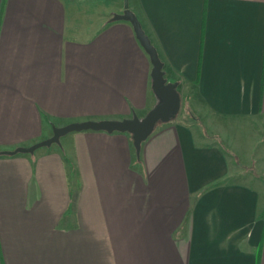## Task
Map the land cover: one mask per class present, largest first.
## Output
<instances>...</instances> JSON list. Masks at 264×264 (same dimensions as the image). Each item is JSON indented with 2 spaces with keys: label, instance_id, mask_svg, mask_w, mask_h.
<instances>
[{
  "label": "crops",
  "instance_id": "obj_1",
  "mask_svg": "<svg viewBox=\"0 0 264 264\" xmlns=\"http://www.w3.org/2000/svg\"><path fill=\"white\" fill-rule=\"evenodd\" d=\"M79 5L0 0V152L161 102L133 26ZM129 8L191 110L157 126L140 161L130 134L94 131L0 156V264H264V187L239 181V147L206 130L264 121V0Z\"/></svg>",
  "mask_w": 264,
  "mask_h": 264
},
{
  "label": "water",
  "instance_id": "obj_2",
  "mask_svg": "<svg viewBox=\"0 0 264 264\" xmlns=\"http://www.w3.org/2000/svg\"><path fill=\"white\" fill-rule=\"evenodd\" d=\"M114 22H129L134 29L137 40L149 55L153 65L152 81L153 89L161 102L144 118L134 116L132 119L123 121H86L72 123L65 127L55 128L53 136L31 147H20L14 151L2 152L6 156L17 154H34L41 148L60 145L61 139L71 133L86 131L112 133H128L132 136L136 155L140 158L143 143L154 133L158 124H167L175 120L181 110L182 99L178 91V83H168L165 78L164 64L161 61L157 49L146 35L136 15L129 8V0H125L123 14H116L112 18Z\"/></svg>",
  "mask_w": 264,
  "mask_h": 264
},
{
  "label": "rangeland",
  "instance_id": "obj_3",
  "mask_svg": "<svg viewBox=\"0 0 264 264\" xmlns=\"http://www.w3.org/2000/svg\"><path fill=\"white\" fill-rule=\"evenodd\" d=\"M79 3L80 7L85 10H94L97 13H111V18L114 17V5L115 0H74ZM189 108L188 99H182V105L178 117H184L186 111ZM191 110V109H190ZM210 119H212L210 117ZM216 131L206 130L212 136L213 133H218L217 136L213 137V142L222 144L223 147L227 148L229 152L234 153L235 147L240 149L241 154V169L244 171L241 174L239 181L247 182L249 177L256 178L255 185L259 187H264V158L261 160V152L264 148V121L259 123H242V122H225L221 128L219 125L222 123L213 122ZM162 124V123H161ZM158 124V127L161 125ZM213 128V129H214ZM73 135V133L69 134ZM254 143V146H252ZM62 147L63 143L60 145L54 144V147ZM42 149V148H41ZM252 151V152H251ZM251 152V153H250ZM250 153V154H249ZM238 156V155H237ZM251 158V160L249 159ZM255 160V163L253 161ZM252 161V162H251ZM250 163V164H249ZM249 167V169L247 168Z\"/></svg>",
  "mask_w": 264,
  "mask_h": 264
},
{
  "label": "trees",
  "instance_id": "obj_4",
  "mask_svg": "<svg viewBox=\"0 0 264 264\" xmlns=\"http://www.w3.org/2000/svg\"><path fill=\"white\" fill-rule=\"evenodd\" d=\"M111 22H114L113 20H111ZM0 156H6L5 154H3L2 152H0ZM138 161H140V158L137 159Z\"/></svg>",
  "mask_w": 264,
  "mask_h": 264
}]
</instances>
